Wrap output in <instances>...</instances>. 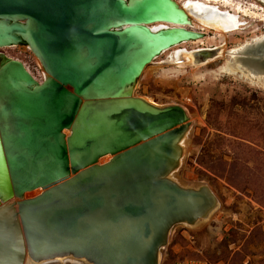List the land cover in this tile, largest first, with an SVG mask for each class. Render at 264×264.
<instances>
[{"label":"water","instance_id":"1","mask_svg":"<svg viewBox=\"0 0 264 264\" xmlns=\"http://www.w3.org/2000/svg\"><path fill=\"white\" fill-rule=\"evenodd\" d=\"M190 26L175 0H0V49L28 47L45 74L0 57V264H160L176 226L217 211L209 186L173 179L186 108L135 93L156 59L206 37Z\"/></svg>","mask_w":264,"mask_h":264},{"label":"rangeland","instance_id":"2","mask_svg":"<svg viewBox=\"0 0 264 264\" xmlns=\"http://www.w3.org/2000/svg\"><path fill=\"white\" fill-rule=\"evenodd\" d=\"M241 20L243 34L218 37L207 31L206 48L227 41L231 49L264 34L261 23ZM15 47L2 50L43 80V67L29 48ZM200 47L189 43L180 50L192 53ZM173 53L166 52L154 61L135 93L156 106L187 109L191 128L174 180L186 187L209 186L219 208L196 226H176L160 264H264V87L253 85L241 74L219 72L228 57L200 68L191 64L179 69L167 63ZM38 191L26 197H36ZM45 264L89 263L64 259Z\"/></svg>","mask_w":264,"mask_h":264},{"label":"bare ground","instance_id":"3","mask_svg":"<svg viewBox=\"0 0 264 264\" xmlns=\"http://www.w3.org/2000/svg\"><path fill=\"white\" fill-rule=\"evenodd\" d=\"M175 1L190 16V20L192 21V26L187 28L189 30L200 32L203 34H205L207 31L208 32L212 31L218 37H223L225 35L243 34L242 32L245 29L242 28L244 24L241 18H247L261 23L262 30L264 31V6L260 5L261 2H259L258 0H182L179 2L178 0ZM244 1H247V3L245 2L247 4L246 7ZM262 1L264 2V0ZM150 27L154 31H159L163 28H170L173 26L166 23H158ZM259 31L260 29L255 30V32H259ZM205 39L189 42L191 44L192 43L200 44L202 46L198 50L195 49V51H193L192 53L184 51L183 49L180 50L181 49L180 47L182 46L185 47V45L189 43H184L180 47L178 46L176 48H173L172 49V51L174 52L173 56L169 58L167 63L173 64L177 66L179 69H185L191 64H193L194 68H200L207 66L217 60L228 57L226 62L219 67V72L230 76L241 74L243 78H246L247 80L251 81L253 85L259 84L262 85V87H264V68L259 64H257L256 62H254L252 57L251 58L240 57V54L249 51V49H254L264 54V34L258 37H253L251 40H248L240 44L239 46L231 49L227 48L228 45L227 41H224L220 45H215L206 48V46L204 45ZM205 50L216 51L217 52L216 56L214 58H209L206 61H201L199 59L201 55L200 53ZM168 52H171V50ZM154 64L155 62L152 65ZM152 65L149 67H152ZM149 67L146 68L143 76L139 79V81L146 76V74L149 71ZM145 100L148 101V99ZM188 134L183 143V146H185L186 144ZM110 159L111 157H106L102 159L101 163H106ZM38 192H41V190H39ZM67 259H73V258H67ZM58 260H64V259H58ZM81 261L87 263L84 260Z\"/></svg>","mask_w":264,"mask_h":264},{"label":"built area","instance_id":"4","mask_svg":"<svg viewBox=\"0 0 264 264\" xmlns=\"http://www.w3.org/2000/svg\"><path fill=\"white\" fill-rule=\"evenodd\" d=\"M27 68V67H26ZM28 69V68H27ZM36 78V77H35ZM37 79V78H36ZM43 79H44V77H43ZM39 80V79H38ZM40 81H42V80H40ZM187 264H203V263H200V262H191V263H187Z\"/></svg>","mask_w":264,"mask_h":264},{"label":"flooded vegetation","instance_id":"5","mask_svg":"<svg viewBox=\"0 0 264 264\" xmlns=\"http://www.w3.org/2000/svg\"><path fill=\"white\" fill-rule=\"evenodd\" d=\"M2 49H0V57L1 56H6V54L3 52V50L1 51ZM4 54V55H3Z\"/></svg>","mask_w":264,"mask_h":264}]
</instances>
